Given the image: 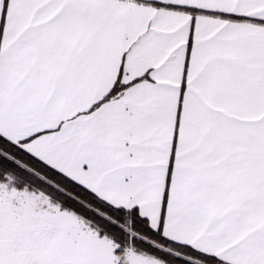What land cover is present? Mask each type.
Segmentation results:
<instances>
[{
  "label": "snow or ice",
  "instance_id": "obj_1",
  "mask_svg": "<svg viewBox=\"0 0 264 264\" xmlns=\"http://www.w3.org/2000/svg\"><path fill=\"white\" fill-rule=\"evenodd\" d=\"M0 264H264V0H0Z\"/></svg>",
  "mask_w": 264,
  "mask_h": 264
}]
</instances>
